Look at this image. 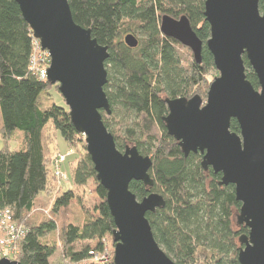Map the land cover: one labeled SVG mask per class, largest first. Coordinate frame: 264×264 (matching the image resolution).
Masks as SVG:
<instances>
[{
  "label": "trees",
  "instance_id": "trees-1",
  "mask_svg": "<svg viewBox=\"0 0 264 264\" xmlns=\"http://www.w3.org/2000/svg\"><path fill=\"white\" fill-rule=\"evenodd\" d=\"M205 1L69 3L75 21L90 28L92 36L109 48L104 89L112 112L102 111L105 125L120 150L136 145L141 154L153 159L149 170L153 185L133 180L130 189L139 200L153 193L163 196L164 204L147 212L159 245L179 264H239L240 238L249 228L236 219L241 202L235 185L221 184L222 173L205 168L202 153L184 154L164 121L169 113L167 97L199 94L206 100L218 73L207 46L211 28ZM260 8L264 11L263 1ZM166 13L189 18L203 41L200 63L189 47L162 33L160 21ZM129 33L139 39L135 48L124 42ZM33 40L19 4L0 0V139L5 145L0 149V213L10 209L15 221L27 228L11 259L23 264H114L113 258L106 263L90 259L91 250L103 251L106 246L114 253L116 225L83 135L76 130L67 104L55 100L57 95L64 99L59 84L41 79L29 67ZM244 60L247 78L258 89V76L246 55ZM116 117L126 124H113L111 119ZM50 127L61 134L67 150L74 149L64 163L69 175L66 183L71 185L54 200L57 186L65 183L57 184L54 158L67 150L61 151L56 142L58 150L52 153ZM231 130L240 132L237 119H232ZM15 140L18 148L12 149ZM92 179L102 199L95 207L99 215L81 205L82 191Z\"/></svg>",
  "mask_w": 264,
  "mask_h": 264
},
{
  "label": "water",
  "instance_id": "water-1",
  "mask_svg": "<svg viewBox=\"0 0 264 264\" xmlns=\"http://www.w3.org/2000/svg\"><path fill=\"white\" fill-rule=\"evenodd\" d=\"M33 36L51 55L47 80L59 84L76 130L84 136L97 173L106 189V201L114 218V264H179L156 240L147 212L164 204L158 193L139 200L130 189L133 180L153 185L150 155L136 145L117 147L104 123L102 111L111 114L105 92L108 46L78 24L69 0H15ZM264 0H206L205 17L211 28L207 46L219 74L212 81L206 100L166 98V127L184 154L202 153V164L222 173L221 184H234L241 202L240 224L249 228L241 236L239 264H264ZM164 35L189 47L201 62L203 41L186 15L161 16ZM124 42L131 48L139 39L129 33ZM246 55L258 76L256 89L246 75ZM237 119L240 132L231 130ZM0 264H23L7 257Z\"/></svg>",
  "mask_w": 264,
  "mask_h": 264
},
{
  "label": "built area",
  "instance_id": "built-area-1",
  "mask_svg": "<svg viewBox=\"0 0 264 264\" xmlns=\"http://www.w3.org/2000/svg\"><path fill=\"white\" fill-rule=\"evenodd\" d=\"M51 64V55L47 49H43L40 40L34 38L32 43V54L30 58V69L35 70L41 79L47 80L48 67ZM74 149H68L66 152L57 154L54 158V173L59 180L67 181L68 174L64 170V163ZM27 233L25 225L18 223L13 218L10 209H5L0 213V259L3 257L11 258L19 251L18 242ZM91 261L106 263L109 262L114 253L110 247L106 246L103 251H90Z\"/></svg>",
  "mask_w": 264,
  "mask_h": 264
},
{
  "label": "rangeland",
  "instance_id": "rangeland-1",
  "mask_svg": "<svg viewBox=\"0 0 264 264\" xmlns=\"http://www.w3.org/2000/svg\"><path fill=\"white\" fill-rule=\"evenodd\" d=\"M35 38V37H34ZM185 51V50H184ZM186 52V51H185ZM219 74V72L218 73H216V75L215 76H217ZM55 100L58 102V103H60V104H65L66 102L64 101V99H62V97L60 96V95H57V97H55ZM126 121H128V120H126ZM111 122L113 123V124H126V122H125V120L123 121L122 119H121V117H116V118H113V119H111ZM125 122V123H124ZM129 123H131V121L129 122ZM129 123H127V124H129ZM49 132H50V134L53 136V143L51 144L52 145V153L53 154H55L56 152H57V148H56V142H57V144H59V147H60V150L61 151H66L67 149V146H66V144H65V142L63 141V139H62V136H61V134L58 132V131H56V134H55V132H54V130H53V128L52 127H50L49 128V130H48ZM17 132H19V133H21V131L19 130V131H17ZM48 132V133H49ZM82 141H83V143H84V145H86V143H85V139H84V136L82 137ZM5 145H4V142H3V140L2 139H0V149L2 148V147H4ZM11 148L12 149H16V148H18V142H17V140H15V141H13L12 143H11ZM68 174V173H67ZM69 176V175H68ZM69 179H67V181H68ZM59 180L57 179V182H58ZM63 182H65L61 187L60 186H57V190L55 191V193L54 194H52V199L54 200V197L58 194V192H60L61 190H63V188H67L68 186H70L71 185V183L69 182V183H66V181H62L61 182V184L63 183ZM57 184H59V182L57 183ZM60 185V184H59ZM82 193H83V198H82V202H83V204H81L82 206H83V208L84 209H87V210H89V211H91V213H94V215H99V210H95V207H98L99 205H100V203H101V201H102V199H101V197H100V195H99V193L97 192V184L95 183V181L92 179V180H90L89 181V183L86 185V189L85 190H83L82 191ZM74 205L76 204V200H73V202H72ZM80 206V205H79ZM50 208H51V206L49 205V207L47 208V210L49 211L50 210ZM237 219V218H236ZM56 234V235H55ZM55 234H53L52 236L53 237H56L57 236V232L55 233ZM51 237V236H50ZM80 246V243H76V247H79ZM11 259V258H10Z\"/></svg>",
  "mask_w": 264,
  "mask_h": 264
}]
</instances>
